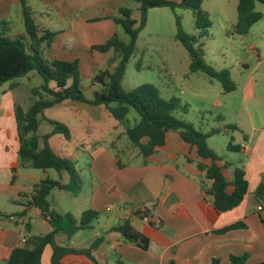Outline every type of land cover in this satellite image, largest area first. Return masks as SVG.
I'll return each mask as SVG.
<instances>
[{
	"label": "crops",
	"instance_id": "1",
	"mask_svg": "<svg viewBox=\"0 0 264 264\" xmlns=\"http://www.w3.org/2000/svg\"><path fill=\"white\" fill-rule=\"evenodd\" d=\"M27 1L39 29L57 34L50 48L45 51L47 58L65 61L75 60L80 55L79 52L85 49L83 40L85 42L87 24L92 23L95 18L104 17L106 13L112 15L114 9L118 11V8L127 2H136ZM236 1L238 4V0ZM134 17L137 18L136 13ZM235 20L237 21V5ZM0 21L9 24V36L12 39L24 34L18 0H0ZM97 23H100L97 34H107L106 37L111 33L110 29L114 32L118 27L114 23L112 25L109 20H100ZM56 24H59L60 28L55 27ZM53 28L56 30L53 31ZM100 43L91 42L89 46ZM60 44L63 47H60ZM108 58L110 54H102L98 65L100 62L103 65ZM94 76L95 73L91 69L87 73V81L91 84L88 89L92 95L100 90L98 85L91 83ZM80 77L82 78V70ZM23 82L28 85L25 91L30 97L22 98L19 89L24 87ZM41 82L35 73H29L0 87V264L7 261L14 249L25 247L30 237L44 236L51 231V227L40 217L38 210L30 209L24 213L34 187L50 177L47 171L35 173V169L20 166L14 118L15 107H22L26 100L31 104L33 98L31 99L30 90L38 87ZM80 88L82 92L87 89L82 79ZM250 125L251 131L258 130L251 123ZM261 136L258 135L257 139H254L252 134L242 135L240 150L244 153L256 152L258 145H263L264 138L261 140ZM107 151L108 149L101 148L93 158L94 167H90L93 172V185L90 195L86 196V208L81 212L82 214L90 209L98 213L97 219L92 223L93 229L87 232H95L96 226L101 228L100 232L76 242L74 238L79 232L70 238L61 234L65 236V241H60L58 237L61 235H58L55 237L57 245L83 250L100 238L102 241L91 250V256L98 264H211L212 259H218L220 264H230V256L243 254L249 255L245 264H264V223L261 221L263 212L254 198L257 187L264 182V167H255L254 160L246 163L244 172L248 181L247 195L238 207L220 213L214 209L212 197L206 194L211 182L197 169L198 162L204 165L209 163L201 161L196 149L184 143L176 132L166 134L165 145L156 150L146 165H142V158L135 149L136 152H128L127 155L133 160L138 158L137 165L140 166H125L118 161L123 166L119 168ZM185 164L192 167H183ZM58 177L63 185L68 184L69 176L66 173H61ZM81 200L84 202L85 198ZM109 204L113 206L108 207ZM139 209L148 211L149 218H138L135 212ZM73 216L77 219L80 217L74 214ZM124 220H129L135 229L149 239L147 250L124 241L114 230ZM149 222L159 226H153ZM239 222L245 225L244 229L223 235L214 234L215 231ZM47 248L50 246L45 247L41 264H50L51 248L50 251ZM61 264L94 263L86 255L78 254L66 256Z\"/></svg>",
	"mask_w": 264,
	"mask_h": 264
},
{
	"label": "trees",
	"instance_id": "2",
	"mask_svg": "<svg viewBox=\"0 0 264 264\" xmlns=\"http://www.w3.org/2000/svg\"><path fill=\"white\" fill-rule=\"evenodd\" d=\"M203 1L136 0L138 7L135 12L127 7L118 8L119 17H115L112 21L122 28L128 37V42L121 41L114 35L103 44L91 46V50L101 54H111L104 69L99 70L92 78L91 83L100 87L99 91L93 93L92 98H87L80 88L81 77L77 60L47 58L45 51L50 48L57 34L39 29L27 0H18L23 18V35L12 39L9 36V24L0 21V87L29 73H35L42 81L38 87L30 90L33 99L29 108L24 110L16 106L14 110L20 166L43 172L53 170L58 175L66 173L69 176V182L66 185H63L60 179L45 178L34 187L25 205L24 213L30 209L38 210L40 217L51 227V231L44 236L30 237L27 245L14 249L4 264H41L43 251L47 246L51 248L50 264H61L66 256L78 254H84L94 264H98L91 256V250L102 241L100 238L83 250L61 247L55 243V237L58 235L64 234L70 238L77 232L92 230V223L98 217V213L89 209L77 219L71 213L61 215L51 207L49 196L53 189L67 191L73 195H77L81 189V179L74 162L58 155L49 143L50 138L55 135H63L65 139L70 140V129L62 123L47 120L51 126L50 132L45 135L38 134L43 120V111L63 102L104 107L108 116L118 122L125 121L129 110L133 109L139 119L134 126L125 130V137L138 151V156L142 158L144 165L157 149L165 145L166 134L176 132L184 143L196 149V154L201 161L209 163L204 165L198 162L197 169L203 173L206 180L211 182L206 189V194L212 197L214 209L224 213L235 209L243 202L248 192V181L244 169L234 168L233 179L228 181L223 171L230 166V163L222 162L221 158L208 147L207 139L218 134L219 131L212 129L204 133L193 124L175 117V113L185 112L186 108L181 106L176 98L163 99L154 85L143 84L130 91H125L121 86L126 66L137 53L136 41L145 28L147 11L151 8H168L173 12L176 9L192 12L197 35L184 32L181 18L176 14L174 34V40L189 55L190 74L198 72L204 74L210 81L220 83L224 93L235 90V84L228 71H217L203 59V44L199 39L212 26L208 13L201 7ZM256 3L264 6V0H238L237 21L226 30L227 36H244L261 19V14L255 11ZM135 13L137 18L134 17ZM136 70H142L141 59L136 64ZM229 129L235 131L237 128L230 126ZM110 147L113 148L114 144L111 143ZM229 149L238 151L240 147L229 145ZM117 166L123 167L118 161ZM13 180L14 177L11 182ZM254 198L261 206L263 212L261 221L264 223V182L257 187ZM135 215L140 219L149 218V212L142 209L137 210ZM149 223L156 226L152 222ZM244 228L245 225L239 222L215 231L214 234L223 235ZM114 230L124 241L133 243L142 250L148 249L149 239L135 229L129 220H124ZM248 258V254L230 256L229 263L245 264ZM211 264H220V262L218 259H212Z\"/></svg>",
	"mask_w": 264,
	"mask_h": 264
},
{
	"label": "rangeland",
	"instance_id": "3",
	"mask_svg": "<svg viewBox=\"0 0 264 264\" xmlns=\"http://www.w3.org/2000/svg\"><path fill=\"white\" fill-rule=\"evenodd\" d=\"M236 5V0H204L201 7L209 13L212 26L199 39L203 44L204 61L217 71L229 72L235 84L233 92L224 93L220 83L210 81L200 72L190 74L189 55L174 40L175 14L181 18L184 32L194 36L197 32L192 12L182 9L173 12L168 8H151L147 11L145 28L136 41L137 53L129 60L121 82L125 91L133 90L143 84L154 85L163 99L176 98L181 106L186 108L185 112L175 113V117L193 124L204 133L212 129L219 131L218 134L207 139V144L222 162L230 163V166L223 171L228 181L233 179L234 168L244 169L246 163L251 160H254L255 167H264V141H261L263 145H258L254 153L249 150V153H244L242 150L229 149V145L239 146L243 142L244 134L248 136L252 134L254 139H257L258 135H262L261 140L264 138V6L255 4V11L261 14V19L246 35L227 36L226 30L236 21ZM123 7L136 10L138 5L133 1L125 3ZM106 14L87 24L85 42L83 40L86 47L75 59L82 70L81 79L87 87L83 89V94L87 98H92L88 89L91 84H88L87 73L92 69L96 75L106 64L105 61L103 65L102 62L98 65L102 54L91 50L89 44L105 43L115 34L119 40L128 42V37L119 26L114 32L110 29L111 33L108 37L107 34H97L100 24L97 22L109 20L113 25L112 20L119 16L115 9L112 15ZM59 26L56 24L55 27L60 28ZM54 30L56 29L53 28ZM59 46L63 47L61 44ZM139 59L142 70L137 71L136 64ZM23 84L24 87L19 89L22 98L30 97L25 91L28 87L27 83L23 82ZM29 105L30 102L26 100L21 108L26 109ZM42 117L38 129L39 135L50 132L51 126L47 120L62 123L70 129V140L65 139L63 135H55L50 138L49 143L56 153L74 162L81 179L79 195L58 189L51 191L49 200L57 213L61 215L71 213L79 217L86 208V196L90 195L93 185V172L90 167H94L93 158L101 148L108 149L107 152L115 160L116 166L117 161L125 166H140L137 165L138 158L133 160L128 156V152L136 151L125 137V130L134 126L139 119L133 109L129 110L125 121L118 122L108 116L104 107L93 108L68 101L44 110ZM250 123L258 130L251 131ZM230 126H236L237 129L233 131L229 129ZM111 143L116 148H109ZM183 167L192 166L185 164ZM34 172L41 173V170ZM47 173L52 180H59L55 171L48 170ZM203 181L205 182L204 179ZM83 197L84 202L81 200ZM112 206L113 204L108 205V207ZM137 223L140 224L139 221ZM100 229L96 226L95 232H100ZM95 232H79L74 241L89 237ZM58 238L60 241H65L64 235ZM47 250L50 251V248Z\"/></svg>",
	"mask_w": 264,
	"mask_h": 264
}]
</instances>
